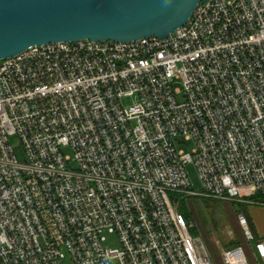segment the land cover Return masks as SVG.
Returning <instances> with one entry per match:
<instances>
[{
  "label": "built area",
  "instance_id": "1",
  "mask_svg": "<svg viewBox=\"0 0 264 264\" xmlns=\"http://www.w3.org/2000/svg\"><path fill=\"white\" fill-rule=\"evenodd\" d=\"M0 62V264H214L181 204L264 209V0H208L167 40ZM252 250L264 264V235ZM223 258L250 264L243 247Z\"/></svg>",
  "mask_w": 264,
  "mask_h": 264
},
{
  "label": "water",
  "instance_id": "2",
  "mask_svg": "<svg viewBox=\"0 0 264 264\" xmlns=\"http://www.w3.org/2000/svg\"><path fill=\"white\" fill-rule=\"evenodd\" d=\"M208 0H0V61L50 43L167 40Z\"/></svg>",
  "mask_w": 264,
  "mask_h": 264
},
{
  "label": "rangeland",
  "instance_id": "3",
  "mask_svg": "<svg viewBox=\"0 0 264 264\" xmlns=\"http://www.w3.org/2000/svg\"><path fill=\"white\" fill-rule=\"evenodd\" d=\"M2 61V60H1ZM1 63V62H0ZM128 103V102H126ZM11 144L18 149L21 141L18 136L10 138ZM181 149L190 152L194 149V143L184 140ZM66 155H73L72 151L65 150ZM190 181L197 191L202 190L199 172L195 165H188ZM182 204L191 212L190 223L191 235L205 247L214 264L224 263V252L229 248L243 247L244 253L250 264H256L255 245L260 235H264V209L243 204L221 202L209 198H190ZM244 215L256 240L248 242L240 224V216ZM110 248H119L115 237H110L107 244Z\"/></svg>",
  "mask_w": 264,
  "mask_h": 264
},
{
  "label": "trees",
  "instance_id": "4",
  "mask_svg": "<svg viewBox=\"0 0 264 264\" xmlns=\"http://www.w3.org/2000/svg\"><path fill=\"white\" fill-rule=\"evenodd\" d=\"M180 211L182 214H184L188 219L192 218L191 212H189V210L186 209V205L185 204H181L180 206Z\"/></svg>",
  "mask_w": 264,
  "mask_h": 264
}]
</instances>
